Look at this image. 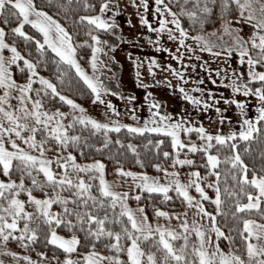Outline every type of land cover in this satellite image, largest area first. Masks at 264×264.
I'll return each mask as SVG.
<instances>
[{
  "label": "snow or ice",
  "instance_id": "snow-or-ice-1",
  "mask_svg": "<svg viewBox=\"0 0 264 264\" xmlns=\"http://www.w3.org/2000/svg\"><path fill=\"white\" fill-rule=\"evenodd\" d=\"M48 2L51 4L52 0ZM155 5L159 26L153 28L143 16L140 17V23L158 34L167 32L169 41H178L179 47L172 53V58L180 60L182 67L186 65L182 59L184 53L180 52L181 48L192 53L197 60L200 59L196 55L199 51L224 58L236 53L241 65L246 61L247 79H240L244 73L237 79L228 77L226 86L233 93L242 92L245 96L253 93L261 105L257 108L258 115L254 120L248 119L245 117L243 101L226 100V103L235 104L239 110V129H230L227 134L219 130L212 133L206 131L203 125H193L185 117L173 120L170 114H162L159 111L161 104L153 99L150 106L156 111L152 112V116L158 120H145L143 126L121 123L111 117L102 122L87 115L80 104L61 94L56 84L38 76L37 65L23 56L15 44L6 41V28L0 27V173L7 177L0 179V245H3L0 251L4 255L19 258V253L8 248L9 241H16L27 249L29 245L43 239L46 246H56L64 255L62 260L57 254L48 259L44 252H39V264H52L53 260L55 264H264V127L261 126L264 124V71H257V67H264V0H155ZM54 6L64 13L66 19L72 18L74 24H87V35L91 41V56L87 59L93 70L91 75L75 58L73 34L44 7L38 6L36 0H0V16L4 17L5 25L15 23L10 29L13 37L23 38L25 42L35 41L36 49L41 50L42 59L44 45H47L58 58H54L53 63L62 62L74 69L90 89L94 102L106 103V111L111 110L118 116L112 102H105L102 94L119 96L120 93L114 92L105 84L97 69L106 66L98 54L107 51L103 45L110 44L109 39H101L98 32L120 38L114 31L118 27L114 17L120 12L119 0H56ZM141 6L147 12L150 7L148 0H141ZM81 8L91 14L78 15L73 11ZM108 13L111 15H107ZM167 17H171V20ZM183 18H187V26L182 23ZM215 21H218V27L205 31ZM245 24L250 26L248 36L242 34ZM26 25H31L42 35L43 43L24 30ZM226 37L230 38L231 43L227 42ZM162 39V35H157L154 42L157 51L161 50ZM188 40L193 41L195 47L187 43ZM81 43L89 42L85 40ZM111 47L114 48L115 44H111ZM4 50H8L10 55L5 56ZM163 50L170 51L167 47ZM18 61H22V65ZM13 65L22 72L27 70L22 83L14 79ZM152 66H159L154 58L150 60L149 73ZM165 70L184 78L183 72L171 64ZM233 74L235 75V70ZM64 75L61 72L57 79L63 82ZM139 75L137 73L138 77ZM217 75H220L219 71ZM34 78H38L41 87L33 88ZM252 81L260 82L261 86L253 89L250 86ZM212 82L216 83L215 80ZM224 82L225 78L221 77L220 83ZM177 87L184 94V98L196 106L203 103L207 108L208 101L214 99L211 91L207 99L202 100L186 92L183 87ZM13 91L16 92L15 106L10 103ZM33 91L35 98L30 95ZM49 96L59 97L72 111L45 109L44 104ZM128 99L134 98L129 96ZM216 111L219 113L220 109L216 108ZM66 116H71L67 126L64 123ZM132 118H137L135 111ZM153 124L156 126L153 127ZM77 125L82 126V130H88L89 137L97 133L103 137V143L99 144L97 151L110 143V131L119 133L121 129H126L129 133H163L171 138L173 151H165L163 156H171L173 166L179 164L192 167L186 182L181 181L178 172L162 169L159 163L153 167L164 171V183L158 177L125 170L123 167H118L115 171L122 177H132V183L140 191L162 194L165 201L172 199L168 194L170 189L182 197L185 211L182 222L178 225L182 231L160 223H151L143 205L137 209L129 207V193L113 190L112 185L105 179V165L101 160L84 164L77 162L76 156L68 149L80 148L83 153L89 140V137L82 136V131H76ZM25 132L26 135L23 134ZM191 132L198 134L199 143L192 141L190 137L187 142L181 138L182 133L187 137ZM37 134L40 135L39 140ZM18 140L27 147H21ZM241 141L246 144L243 151L238 148ZM253 141L260 146L259 165L245 159V154H253ZM115 143L120 144L121 141L117 139ZM155 143L159 147L164 141L157 140ZM185 148V158L181 159L176 154ZM128 149L136 151L131 143L128 144ZM47 151L58 155L48 157ZM189 154L201 155L205 169L203 174L194 167L196 161L188 158ZM53 161L63 171L56 172ZM137 163L140 161L137 160ZM222 164L223 172L219 170ZM80 173L88 175L85 177ZM211 176L215 179H210ZM97 178L99 196L91 191L94 186L92 182ZM204 181L207 183H203ZM192 188L198 196L190 193ZM206 188L212 189L214 195H209ZM35 190H39L42 196L34 195ZM65 191L71 192V195H62ZM22 195H26V199H22ZM135 199L139 201L140 195L137 194ZM204 201L212 203L215 210L208 211ZM70 202L82 207H69ZM54 204H59L63 210L52 211ZM105 208L112 210L111 216L107 212L99 215V211ZM188 209H195L194 215L200 216L201 221H207V224L193 220L190 225L187 219ZM252 214L259 219L252 218ZM155 215L169 219L176 215L177 219H181L179 214L160 208L155 209ZM218 216L230 221L231 227L227 233L218 224ZM61 228L71 235H61L58 231ZM78 232H83V237ZM193 232L196 240L191 243L189 251V237ZM212 233L215 234V241ZM237 236L242 243L236 242ZM221 238L229 242L227 251L220 246ZM179 239L183 243L177 246L174 242ZM98 245H103L107 254L98 250ZM81 249H84L82 254ZM74 253L78 255L74 257ZM23 260L27 264H38V261L32 260L28 255L23 256ZM0 264H4V261L0 260Z\"/></svg>",
  "mask_w": 264,
  "mask_h": 264
},
{
  "label": "rangeland",
  "instance_id": "rangeland-1",
  "mask_svg": "<svg viewBox=\"0 0 264 264\" xmlns=\"http://www.w3.org/2000/svg\"><path fill=\"white\" fill-rule=\"evenodd\" d=\"M119 4L120 12L114 17L115 23L118 25V27H116L114 31L118 33L120 38L110 34L101 36V39H109L110 44L103 45L107 51L98 54L99 58L106 63V66L98 67L97 69V71L101 74V78L104 80L105 84L108 85L114 92L120 93L119 96L112 95L111 93L102 94L105 102L109 100L112 102L119 115L117 116L113 114L111 110L106 111V103L101 104L98 101L94 102V100H92V102L87 106L81 105L87 115H90L102 122H106L108 118L111 117L112 119H116L121 123H128L134 126H143L145 120H158V118H154L151 113L145 114L144 111V107L149 109V103L155 99L161 104L159 111L162 114H170L173 120H177L180 117H185L187 121L197 127L203 125L206 131L215 133L217 130H219L221 133L227 134L230 129L238 130L240 126L239 110L237 109L236 105L225 102L229 99H236L244 102L245 117L252 120L255 119V117L258 115L257 108L261 106L258 103V98L253 93H250L247 96H245L242 92L233 93L231 88L226 86L228 83V77L237 79V77H240L241 73H244L243 77H240V79H247L246 61L244 65H241L236 53H233L231 57L224 58L213 57L208 52L199 51H197L196 55H198L200 59L197 60L196 57L192 55V53L181 48L180 52L184 53L182 59L186 65L185 67H182L180 60L172 58V53L176 52L177 48L179 47L178 41H169L167 39V32L158 34L149 30L147 25L140 23V17L143 16L148 20L153 28L159 26L158 17L154 11L156 7L155 0H148L150 7L147 12H145L141 6V0H135V3H133V0H119ZM107 15H111V13H108ZM167 18L171 20V17ZM129 21H131V23H129ZM169 26L172 27V25ZM242 34L244 36H248L250 34L249 25H243ZM157 35L163 36L161 41V50L159 51H157L156 47L154 46ZM227 42L231 43L230 38H227ZM113 43L115 44L114 48L111 47V44ZM187 43L193 44L195 47L193 41L188 40ZM164 47L169 48L170 51H164ZM4 55L8 56L10 55V52L8 50H4ZM152 58L157 61L159 66H152V71L149 73V63ZM169 64H171L178 71L183 72L184 78L181 79L180 76H174L170 71H166L165 69ZM201 65H203V67H201ZM84 70L89 75L92 74L93 70L90 61L88 68H84ZM233 70H235V75L233 74ZM217 71L220 72L219 76L217 75ZM257 71L260 70L257 69ZM137 73L140 74L139 77L137 76ZM38 76L40 75L38 74ZM221 77L225 78L224 84L220 83ZM213 80H215L216 83H213ZM177 85L183 87L185 91L189 92L192 96L199 97L202 100H206L209 91H211L214 99L208 101L207 108H205L203 103H201L199 106L193 105L184 98V94L181 93L180 90L178 93L176 91H168L170 88L179 89ZM39 87H41V85L39 84L38 78H34L33 88L35 89ZM254 88L256 87H253V89ZM164 89L165 92L161 91ZM196 89H200V91H196ZM0 94H2V89H0ZM15 95L16 92L13 91L12 98L10 100V103L13 106L17 104ZM30 95L35 98L34 91L30 93ZM129 96L133 97L134 99L129 100ZM177 96H180V99L177 100V98H174ZM44 107L49 111L56 109L50 110L48 108L47 101H45ZM216 108L220 109L219 113H217ZM59 109L62 112L72 111L70 106L69 109ZM133 111H135V115L137 117L136 119L132 118ZM221 118H223V122H221ZM69 119H71V116H66L64 118L65 126H67V121ZM152 126L154 127L156 124H153ZM23 134L26 135L27 132ZM189 137H184L183 133L181 134V138L184 140H188ZM190 138L192 141H194L193 137ZM39 139L40 135L37 134V140ZM17 143H19L21 147H27L20 140H18ZM45 147L47 148V145ZM46 155L48 157H53L58 154L52 151H47ZM178 156L181 159L185 158V155ZM188 158L193 159V156L189 155ZM91 162L92 161L78 163L84 164ZM53 168L56 172L63 171V169H60L55 164V161H53ZM168 171L178 172L180 174L181 181L185 182L183 179L185 177L186 180V171H178L174 169ZM187 171L189 172L191 170ZM146 174L152 177H158L161 183L166 182L164 171L160 174ZM0 179L3 178L0 177ZM105 179L112 185L113 190L117 192H128L133 196H136L141 192L140 188L132 183V177H122L117 174L111 178H107L105 176ZM130 189L132 190L130 191ZM129 207L138 208L139 206L129 205ZM184 210L185 208L182 211L169 212L179 214L181 219H177L176 215H173L170 219L156 216L155 219L151 220L150 222L153 224L160 223L165 227H172L175 229L179 228L178 225L182 222ZM187 219L189 224H191L192 219L198 220L199 216L194 215L193 209H189V211H187ZM204 223L206 224V222ZM193 234L195 235L194 232ZM7 246L11 251L19 253V258L14 259L10 255H4L2 251H0V260L4 261V264H27V262L23 260V256L28 254L15 250L8 244ZM2 248L3 245H0V249ZM30 257L32 260L38 261L39 264V258L33 256Z\"/></svg>",
  "mask_w": 264,
  "mask_h": 264
},
{
  "label": "trees",
  "instance_id": "trees-1",
  "mask_svg": "<svg viewBox=\"0 0 264 264\" xmlns=\"http://www.w3.org/2000/svg\"><path fill=\"white\" fill-rule=\"evenodd\" d=\"M56 0H52V3L49 4L48 0H36V3L40 7H44L46 11L49 12L50 15H52L55 19H58L59 22L64 25L72 34H73V44L76 46V54L75 57L78 60V63L84 67L88 68L89 59L91 56V48L89 47L91 41L90 37L87 35L88 26L86 23L76 25L73 22L72 18H65V15L63 12L59 11L57 7H55ZM168 2V0H166ZM174 10H176L174 8ZM73 11L78 15H86L91 14L89 11H85L82 8L81 9H73ZM72 13H69V16H71ZM235 15V13H233ZM4 17L0 16V27H5L7 31L6 40L10 42L11 44H15L17 49L21 52V54L33 61L37 65L36 72L40 75L51 81L52 83L56 84L57 89L61 92V94L73 99L76 103L87 106L89 105L93 100V95L90 91V89L87 87V85L84 84V82L77 76L74 69H72L69 65L64 63L54 64L53 59H57L55 57V54L52 53L51 49H49L46 45H44L42 55L43 59L41 58V50H37L35 47V41H28L25 42L23 38L20 37H13L11 34V27L15 26V23H11L9 25H5L3 23ZM182 23L187 26V18L182 19ZM212 27H218V21L212 22L208 25V27L205 28V31H208L209 28ZM25 31L29 32L31 35L36 36L37 39L41 40V43H43V37L42 35L34 28H32L31 25H26L24 28ZM100 36L105 35L103 32H98ZM227 40V37L225 38ZM87 40L88 44H82V41ZM18 64L22 65V61H18ZM13 69V77L18 82L24 81V77L27 75V70L24 69L23 72L20 69H17L15 65L12 66ZM258 70L264 71V67H257ZM63 72L65 75L62 77L63 82H61L60 79H57V77L60 75V73ZM251 86L253 87H260V82L258 81H252ZM47 105L50 110L55 108H61V109H69V106L60 101L59 97H52L49 96L47 100ZM259 123V122H258ZM262 127H264V124H261ZM76 131L81 132L82 136L89 137L88 130L84 129L82 130V126L77 125ZM71 132V130H70ZM184 136V135H183ZM193 137L195 142H199V138L197 136L196 132H191L188 134V137ZM185 137V136H184ZM109 138L110 143L107 145V147L101 148L99 151H97V148L99 144L103 143V137L97 133L95 136L89 137L88 145L83 148V153L81 152L80 148L76 149H68V151H72L73 154L76 156L78 162H90L93 160H101L105 165V176L107 178H111L117 175L115 169L118 167H123L125 170H130L133 172H140V173H148V174H160L163 172V168H167L168 170H178V171H187L192 170V167L188 165H175L172 164V157L165 158L163 156V152L168 151L172 153L171 149V139L170 137L166 136L165 134L160 133H150L145 131L144 133H129L126 129H121L119 133H116L114 131L109 132ZM119 139L121 141L120 144H116L115 141ZM157 140H163L164 143L161 144L159 147L156 145ZM151 141V143H150ZM188 140H185L187 142ZM131 143L133 147L135 148V152H132L128 149V144ZM245 142L241 141L238 144V148L243 151V147H245ZM252 148H253V154L247 155L245 154V159L249 163H256L259 165L260 159H259V145L257 142H252ZM186 148L182 149L177 153L176 155H185ZM227 149L224 150L226 152ZM222 152V155L224 154ZM193 156V159L196 161V165L194 167L198 168V170L201 172V174L204 173L205 169L202 166L201 161V155L200 154H189ZM255 157V159H253ZM137 160L140 161V163H137ZM161 164L162 169L157 170L153 165L155 164ZM224 165L222 164L220 166V171L223 172ZM80 175L87 177L88 173H80ZM0 177L3 179H7V177H4L2 173H0ZM15 178V177H14ZM210 179H215L214 176H211ZM30 181H26V183H29ZM93 183V188L91 189L92 193L94 195L99 196V192L97 190L98 186V179H96ZM203 183H207V181H204ZM221 188L223 190V182H221ZM206 191H208L209 195H214V191L212 189L206 188ZM34 195L36 196H42V193L39 190H35ZM49 194L51 195V191L49 190ZM169 196L172 197V199H169L165 201L163 199V195L159 193H152L149 194L147 191H141L139 193L140 200L137 201L135 199V196L129 194V198L127 200L129 205H143L145 207V214L148 216L149 221L154 220L155 215V209L160 208L163 211L167 212H178L182 211L185 206L182 202V197H179L177 193L173 190H169ZM64 196L71 195V192L65 191L62 193ZM22 199H26V195L21 196ZM205 207L208 211H214L215 206L210 203L209 201H204ZM72 208H78L82 207L79 205L72 204L71 202L68 205ZM89 206H91V201L89 202ZM31 211V208H29ZM62 207L59 204H54L52 207V211H62ZM116 211H119V207H117ZM105 212L108 213L109 216L112 215V210L105 208L101 209L99 211V215H103ZM252 218L259 219L258 216L255 214H252ZM218 224L220 227L227 233L228 228L231 227L230 221H226V218L223 216L217 217ZM177 231H182L180 228H176ZM61 235H71V233H68L65 229L61 228L58 230ZM78 235L83 237V232H78ZM190 241V247L189 251H191V243L195 241V235L192 233V235L189 237ZM237 243H242L240 241L239 237H236ZM177 246L183 243L182 239H179L174 242ZM220 246L225 251L228 250L229 242L224 240L223 238L219 241ZM8 245H10L12 248L18 251L25 252L26 254L39 258L38 256L39 252H44L45 257L48 259H51V257L54 254H57L60 256L61 260L63 259V251L57 250L56 246L53 245H45V242L43 239L40 240L39 243H34L32 245H29L27 249L22 247L18 242L16 241H9ZM98 250L104 251L105 254H107L106 250L104 249L103 245H98ZM84 249L80 250V254H82ZM78 255L77 253H74L73 256L75 257ZM52 264H55V261H52Z\"/></svg>",
  "mask_w": 264,
  "mask_h": 264
},
{
  "label": "crops",
  "instance_id": "crops-1",
  "mask_svg": "<svg viewBox=\"0 0 264 264\" xmlns=\"http://www.w3.org/2000/svg\"><path fill=\"white\" fill-rule=\"evenodd\" d=\"M152 91H153V90H152ZM161 91L165 92V89H164V90H161ZM168 91H170V92H171V91H174V92L176 91V92L178 93L179 89H178V88H176V89H172V88H170ZM174 96H175V95H174ZM174 98H177V100H178V99H180V96H177V97H174ZM174 98H173V99H174ZM175 100H176V99H175ZM148 103H149V102H148ZM150 104H151V103H149V107H148L149 109H147L146 107H144L145 114H146V113H151V114H152V112L156 111V109L151 108ZM186 172H187L186 175H185V176H186V180H185V177H184V179H183V181H185V182H186L187 179H188V175H187V174H188L190 171H189V172L186 171ZM189 191H190V193H191L192 195L198 196V194L195 192V189H194V188L190 189ZM131 208H132V209H137V207H131ZM184 211H185V210H184ZM188 211H189V209H188ZM195 211H196V210L193 209V212H194V213H195ZM193 220H196V221H198V222H202V223L206 222V224H207V221H201L200 216H199V219H198V220H197V219H192V221H193ZM190 225H191V224H190ZM211 236H212L213 241H215V234L212 233Z\"/></svg>",
  "mask_w": 264,
  "mask_h": 264
}]
</instances>
